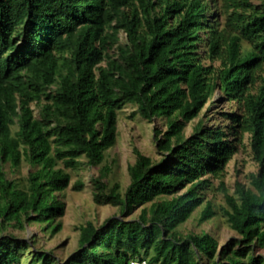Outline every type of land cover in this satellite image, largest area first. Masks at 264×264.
<instances>
[{
    "label": "trees",
    "instance_id": "trees-1",
    "mask_svg": "<svg viewBox=\"0 0 264 264\" xmlns=\"http://www.w3.org/2000/svg\"><path fill=\"white\" fill-rule=\"evenodd\" d=\"M253 1L0 0V264H21L26 251L29 264H264V0ZM217 91L236 103L230 124L200 117L186 135ZM126 105L165 126L154 129L164 155L134 149L123 193L93 178V201L120 215L80 226L66 259L12 233L59 229L65 169L104 160ZM245 133L259 169L227 196L238 237L218 251L209 233L178 227ZM22 161L27 175L10 178L6 165ZM212 215L207 204L199 221Z\"/></svg>",
    "mask_w": 264,
    "mask_h": 264
},
{
    "label": "rangeland",
    "instance_id": "rangeland-1",
    "mask_svg": "<svg viewBox=\"0 0 264 264\" xmlns=\"http://www.w3.org/2000/svg\"><path fill=\"white\" fill-rule=\"evenodd\" d=\"M253 2L259 3L257 0ZM208 15L210 14L208 13ZM218 20L223 24L225 15L219 14ZM124 37L125 34L121 32L120 38L124 39ZM212 64L216 66L218 62L214 61ZM32 107L34 108L33 105ZM135 110L136 106L126 105L118 112L115 144L106 151L105 158L99 165L65 169L69 173V180L66 187L58 193L64 208L63 214L56 219L60 225L56 232L43 229L38 224L26 225L25 230L10 229V231L17 236H23L29 241H35L37 248L53 252L60 259H66L78 246L80 226L85 225L87 222L99 226L107 218L119 216L118 207L99 205L93 201V178L103 174V181L106 184L109 186L117 184L120 192L123 193L130 183L127 169L135 160L134 149H138L154 161L162 159L164 155L157 148L154 129L158 128L164 131L165 126L155 119L152 121L142 119ZM233 111H236V103L227 101L217 91L214 98L205 105L199 116L186 124L184 131L186 135H189L192 132L193 125L200 117L207 119L209 125H229L228 114ZM236 144L235 153L224 165L221 173L216 176L211 174L204 176V178H209L211 183L204 191V201L178 227L183 233H209L217 240L218 251L230 240L238 237V234L229 227L226 221L224 210L228 207L227 196H236L238 184L249 186L251 173H255L259 169V165L253 157L249 135L245 133ZM59 166H62V163ZM5 169L10 178L18 179L27 175L30 166L22 161L16 170L11 169L8 165ZM79 184L82 186L77 189L76 186ZM207 204L213 211V215L211 218L200 222L199 219ZM139 212L140 207L136 206L133 213L127 218L136 217ZM35 249H32V251H35ZM258 252L264 253V250ZM31 257V252L26 251L21 259V264H29Z\"/></svg>",
    "mask_w": 264,
    "mask_h": 264
},
{
    "label": "built area",
    "instance_id": "built-area-1",
    "mask_svg": "<svg viewBox=\"0 0 264 264\" xmlns=\"http://www.w3.org/2000/svg\"><path fill=\"white\" fill-rule=\"evenodd\" d=\"M143 264H144V262H143Z\"/></svg>",
    "mask_w": 264,
    "mask_h": 264
}]
</instances>
